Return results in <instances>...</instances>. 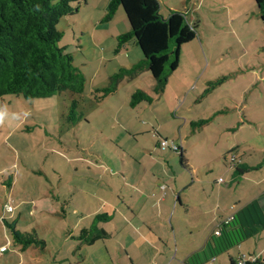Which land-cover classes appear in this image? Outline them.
Listing matches in <instances>:
<instances>
[{"label":"rangeland","instance_id":"1","mask_svg":"<svg viewBox=\"0 0 264 264\" xmlns=\"http://www.w3.org/2000/svg\"><path fill=\"white\" fill-rule=\"evenodd\" d=\"M158 1L163 17L168 9L184 7L188 20L198 24L196 40L181 47L178 70L151 105L130 106L135 89L152 94L147 70L124 76L114 93L98 91L108 86L110 76L142 58L132 41L115 53L116 37L129 25L122 8L101 23L108 0H80L78 13L57 26L62 33L58 46L85 76L83 94L0 100V246L10 242L0 264H165L174 255L172 235L180 252L203 235L204 226L175 207L179 156L161 152L159 139L174 141L178 131L183 137L186 127H178L186 118L212 117L200 138H209L217 149L206 161L197 150L192 158L203 175L211 171L205 174L208 184L228 180L231 168L220 153L233 136L222 134V128L236 127L244 117L264 124V26L250 0ZM72 100L84 118L71 126L64 116ZM248 129L242 130V141L263 145L264 137L254 139ZM261 158L254 150L250 160ZM7 203L14 207L11 214L4 212ZM105 213L113 215L112 221H97V226L111 237L91 245L65 237L69 231L79 235ZM1 219L16 220L21 233H36L45 249L21 252ZM255 241L252 237L245 249L253 250ZM226 257L218 260L226 262Z\"/></svg>","mask_w":264,"mask_h":264},{"label":"trees","instance_id":"2","mask_svg":"<svg viewBox=\"0 0 264 264\" xmlns=\"http://www.w3.org/2000/svg\"><path fill=\"white\" fill-rule=\"evenodd\" d=\"M79 1L0 0V100L6 95L33 100L50 98L62 92L77 96L83 94L85 76L74 65L72 56L58 46L62 33L57 29L62 19L78 13ZM254 2L264 26V0ZM119 8L123 9L129 30L116 37L115 53L132 41L139 48L142 58L128 69L123 67L110 76L108 86L98 91L104 95L114 93L124 76L147 70L153 81L150 87L152 94L135 89L130 95V106L151 105L155 97L163 94L168 78L177 70L181 47L196 40L198 21L191 23L186 10H169L167 16L163 17L158 0H108L101 23L110 22ZM78 106V102L72 100L64 116L65 122L71 126L84 118ZM207 122L200 120L192 123V126L201 127ZM160 140L158 147L161 150ZM166 151L178 153L169 149L163 152ZM247 170V167L241 170L235 168V173L240 176ZM61 211L64 215L63 208ZM112 218L106 213L96 215L87 228L79 231V235H72L69 231L65 237L91 245L98 238L109 237L101 235L97 221L109 223ZM1 220L3 226L9 229L13 244L21 252L30 247L45 249V241L40 240L36 233H21L14 227L16 220L11 224ZM218 227L219 235L212 234L205 249L191 254L187 264H205L210 259L227 254L247 239L246 229L235 216H231L227 225L221 222ZM229 264L237 262L230 260ZM244 264L260 263L247 261Z\"/></svg>","mask_w":264,"mask_h":264},{"label":"crops","instance_id":"3","mask_svg":"<svg viewBox=\"0 0 264 264\" xmlns=\"http://www.w3.org/2000/svg\"><path fill=\"white\" fill-rule=\"evenodd\" d=\"M183 1L186 3V0ZM159 3L161 6L160 1ZM249 5L251 8H254L252 12L256 15L257 11L254 0H250ZM169 10L171 9H168V11ZM182 10L186 9L183 7ZM244 14L247 15V13ZM131 94L132 93H130V95ZM156 98L158 97H155V100ZM199 101L200 100L196 98L193 99L192 103L196 105ZM177 104V100H174L173 105L175 106ZM211 118L212 117L186 118L181 126L178 127L179 130L186 127L185 135L182 137L180 131H178V138L175 137L174 141L171 140L179 146L178 153L166 151L179 156V174L173 176L174 189H172V193L176 195L175 207L184 210L183 216L188 219L190 218L189 220L191 223H201L204 227L202 228L203 235H199L197 241L192 243L191 247L181 252L176 246V235H172L174 255L171 260H167L165 264H187L190 255L195 252L203 251L206 242L212 236L217 226L230 216H235L246 229L247 239L236 248L237 255L235 257L234 251L230 250L227 254L210 259L205 264H229L230 260L237 262L241 256H245L249 262L257 261L260 264H264V259L262 258L264 254V144L259 146L256 145L258 143L256 142L257 140L252 143L251 141L246 142V140L242 141L241 139L242 130L245 128H249L250 136L254 139L259 135L264 137V124L257 123L256 126L255 122H251L250 119L244 117L243 121H239L236 127L225 126L222 128V134H227L226 136L231 134V136H233V141H228V145L224 141L222 145L223 150L220 153L223 161L228 164L231 170L229 171L227 181L223 180L220 182V185L213 186L206 182L207 175H205L211 173V171L205 170L203 175V172H200L199 167L192 158V156H194L193 151L197 150L198 154L200 153L202 158L206 161L207 157L215 153L213 150L217 149L210 146V144H215V142L213 143L209 138H200V135L207 131V128L211 127ZM200 120H208V122L201 127L192 126V123ZM251 124L255 125V131H252L253 129L250 127ZM262 141L264 142V139H262ZM254 150L262 154V158L256 163H252L250 160ZM231 154L236 158L234 166L230 165L228 161V157ZM181 157H183V164H181ZM169 163L170 162H167L168 166H170ZM242 167H247L249 170L237 176L235 168L241 170ZM219 179L220 178H218V180ZM177 192L179 193L176 194ZM182 195L185 197L184 200L182 199ZM109 237H111V235H109ZM252 237L256 239L255 248L253 250L248 247L245 249L244 246L248 245L247 242H249ZM7 243L10 242L8 241ZM168 244V242L163 243L164 249L160 252L161 256H163L167 250ZM244 249L246 251H243ZM178 255H180V257H178ZM224 255L227 256V261H219L218 259L222 258Z\"/></svg>","mask_w":264,"mask_h":264},{"label":"built area","instance_id":"4","mask_svg":"<svg viewBox=\"0 0 264 264\" xmlns=\"http://www.w3.org/2000/svg\"><path fill=\"white\" fill-rule=\"evenodd\" d=\"M160 148L162 151L166 150V149H169V150H172V151H179V146L177 144H175L173 141L171 140H160ZM228 161H229V164L234 166L235 163H236V158L234 155H230L228 157ZM223 180L220 178L218 180V182H222ZM14 211V207L12 206L11 203H7L5 206H4V212H8V213H12ZM231 220V216L226 218L225 220L222 221V223L224 225H227L228 222ZM214 235L218 236L219 235V227L217 226V228L215 229V231L213 232ZM10 245V243H7L6 245H3V246H0V255L4 254L7 250H8V246ZM248 259L245 257V256H241L238 261H237V264H244L245 262H247ZM249 262V261H248ZM254 262V261H253Z\"/></svg>","mask_w":264,"mask_h":264}]
</instances>
